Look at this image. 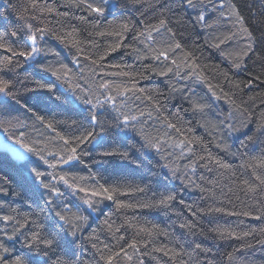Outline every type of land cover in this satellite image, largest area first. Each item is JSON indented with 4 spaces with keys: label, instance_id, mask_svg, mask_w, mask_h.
Segmentation results:
<instances>
[{
    "label": "snow or ice",
    "instance_id": "1",
    "mask_svg": "<svg viewBox=\"0 0 264 264\" xmlns=\"http://www.w3.org/2000/svg\"><path fill=\"white\" fill-rule=\"evenodd\" d=\"M5 4V11L0 12V117L6 118H0V129L19 146L11 151L21 163L11 174H0V223L4 225L0 228V264H136L134 258L142 255L138 245L147 247L148 244L144 236H169L156 225L147 228L127 218L121 225H116L112 213L104 212V207H109L105 204L107 201L116 211L133 208L168 210L177 199L174 191L161 194L159 198L154 195L149 200L127 202L120 197L145 193L149 186L110 183L104 180L101 171H93L84 157H88L97 169L115 161L123 162L125 166L133 165V171L142 173L141 180L152 179L145 174L151 173L153 166L167 170V175L179 180L185 188L198 189L213 199L214 203L205 208L185 205L194 218L224 213L264 220V149L260 155L250 156L241 163V168L251 170L249 178L231 180L227 192L216 183L223 198L218 201L221 206H215L216 193L212 189L196 183L193 177L198 167L211 171V166H215L232 176L235 172L231 165L210 151L208 142L190 135L193 131L191 122L184 120L183 113L203 114L210 105L203 103L188 83H179L203 79L196 71L198 62L194 53L186 50L184 45L185 34L194 33L197 27L211 30L221 24L231 25L224 33L210 34L205 43L219 50L229 41L236 42V47L227 55L220 52L233 68L241 69L245 57L251 59L252 56H255L254 63L264 64V54L257 52V48L264 45V31L257 37L252 30L251 25L257 24L252 5L237 0H127L121 6L130 15L109 21L101 28L99 18L106 19L116 7L114 4L109 7V0H61L59 6L41 0L15 4L5 0ZM59 7L86 15H70L69 11H59ZM133 10L134 17L131 16ZM246 10L253 17L251 25ZM72 19L78 24L71 23ZM259 24L264 25V19ZM81 25H91L93 31L88 32L89 37L111 38V41L101 47L94 39L82 38L84 29ZM129 34L131 42L126 40ZM50 41L70 52L75 50L73 63H78L81 56L89 61L93 82L83 87L71 82L72 70L67 64L60 61L45 63L43 57L60 55ZM140 44L144 45L143 49L137 47ZM83 45H90L95 51L85 52ZM120 49H131L136 60L151 59L154 64H145L143 71L135 72L130 70V65L105 64L106 57ZM177 52L182 53V58L176 57ZM128 54L126 51L125 55ZM145 73L166 78L167 91L139 87L137 77L148 79ZM97 74L101 78L94 82ZM255 79L264 83V79L253 76L235 83L234 87L242 91L241 84L247 88ZM209 90L216 100L224 98L230 103L241 119L233 122L230 112L219 125L202 123L200 126L208 129L210 135L220 128H226L228 135L244 133L254 118L246 102L237 103L229 92H224L223 97L217 95L211 85ZM177 99L181 102L175 105L176 111L170 112V101ZM184 103L189 107H183ZM29 120L33 127L38 123L55 134L43 142L31 138L25 131H19L29 126ZM255 123L251 135L245 133V138L240 140L242 148L257 143L264 145V111L255 117ZM58 125L63 126V130H59ZM156 125L158 128L154 127ZM148 128H153L156 134ZM122 137L129 140L138 137V151L143 156L134 157L123 146ZM212 143L220 151L229 152V145L218 136L213 135ZM182 160L187 163L181 166ZM76 164L87 168L88 174L81 175L64 167ZM225 200L232 205V210L223 206ZM180 204L184 205V201ZM93 216L104 217L98 228L91 227L95 223ZM179 227L192 237L204 234L196 219H184ZM124 228L135 229L130 240L122 234ZM103 232L116 243L110 245L101 241L100 233ZM207 234L213 240L235 239L245 249L253 246L246 238L258 236L256 243L264 245V226L238 231L216 224L207 229ZM176 244L152 250L162 252L172 264H214L206 255L211 249L201 242L193 239L185 246L177 240ZM87 245L91 246L92 259L83 261L81 254L88 251ZM237 250L227 253L229 261ZM139 264H144L143 260H139Z\"/></svg>",
    "mask_w": 264,
    "mask_h": 264
},
{
    "label": "trees",
    "instance_id": "2",
    "mask_svg": "<svg viewBox=\"0 0 264 264\" xmlns=\"http://www.w3.org/2000/svg\"><path fill=\"white\" fill-rule=\"evenodd\" d=\"M12 3H23L25 0H11ZM42 3L49 5L61 4V0H41ZM127 0H109V7L113 4L116 5L115 10L112 14L108 15L107 18H99L100 27L105 26L109 21L119 20L122 16H129L130 13L125 11L121 6L125 4ZM237 2L252 5L251 11L255 13V20L257 21L256 25H251L253 17L249 15V12L246 10L245 15L248 17L249 24L254 31V34L259 37L261 31H264V25H260L259 22L264 19V16H261V12L264 11V0H237ZM7 5L5 0H0V12H4ZM139 7V6H137ZM61 12L69 11L70 15L79 16L86 15L75 9H66L59 7L58 9ZM136 13L133 10L131 16H135ZM211 18L214 19V16L210 14ZM12 19H15V16H12ZM55 19V17H51ZM91 19V18H90ZM211 22V21H210ZM71 23L78 24V21L75 19L71 20ZM84 29L82 31V38L84 39H94L101 47H104L106 43L111 41V38L88 36L89 31H93L91 25H81ZM231 25L221 24L218 25L216 29L211 30H202L199 27L196 28L195 32L189 31L184 36V45L185 49L194 53L195 58L198 62V67L196 71L203 77L200 81H180L179 83H188L189 86L194 90L197 97L201 98L203 103L209 104L210 107L206 108L203 114H197L193 116L191 112L183 113L184 120L190 121V127L192 132L190 135L201 137L204 141L208 142V147L210 151L221 158L225 163L231 165L232 170L235 172V176H232L231 173L225 172L223 169L216 168L211 166L212 170L208 171L205 168H197V171L194 175V179L197 184L202 185L205 188L212 189L216 193V203L215 206H221L218 202L222 197H220V187L215 186L218 183L219 186L224 187V191L227 192L228 186H231V180L236 177L240 178H249L251 175L250 169L241 168L240 165L244 160H247L250 156L260 155L264 145L259 143L254 145H249L247 149L242 148L240 145V140L245 138V133L251 135L252 131L255 129V117L259 116L261 111H264V83H261L260 79L253 80L251 86L244 88L241 84L242 91L234 87L235 83L247 81L252 79L253 76L260 77L264 79V64L254 63L255 56H252L251 59L245 57V63L242 65L241 69H235L232 67L229 59L222 57L220 52L224 51L226 55L231 52L236 47V42L229 41L227 44L221 45L219 50L209 47L205 43V39H210L211 35L224 33L226 30H230ZM126 40L131 42V34L126 37ZM50 43L56 48L60 53L57 57H43L45 63L52 62L55 64L56 61H60L68 65L72 70L71 75L73 80L71 82L79 83L83 87H87L89 83L93 82L92 73L89 71V68L92 67L89 61L83 59V56L78 57V63L72 62V56L75 54V50L71 52L61 45L56 44L55 41H50ZM85 52H94L95 49H92L90 45H83ZM137 47L143 49L144 45L140 44ZM262 45L260 48H257V52L264 54L262 52ZM128 52V55H125V52ZM251 55V54H250ZM177 58H182V53H176ZM37 59H41L38 57ZM108 63H122L124 65H130L132 71H143V65L145 64H154L151 59H145L143 61H138L135 59V54L131 52V49H120L117 52L111 53L105 59V64ZM185 71H188L186 69ZM99 73V70H97ZM82 73V75H81ZM227 73V77L225 76ZM149 76L148 79H139L137 77V82L139 87L143 88H159L161 90L167 91L166 78L159 77L153 73H145ZM24 73L21 72V76ZM101 76L97 74L95 76L94 82H99ZM112 79L111 77H106ZM50 79H55L50 77ZM211 85L212 90L223 97L224 92H229L233 94L237 100V103L241 101L246 102L247 106L250 109V112L254 114V118L249 122V127L244 130V133H236L233 135L227 134L226 128L217 129L213 134L222 139L226 144L229 145V152H222L217 149L213 141V135L209 134V130L205 127H201L200 124L208 125H219L221 121H224L226 117L229 116V113H232L233 122L239 121L241 119L239 113L235 111L234 107L230 105L224 98L216 100L212 91L209 90ZM59 87V84L57 85ZM67 88V85H64ZM249 97H252L250 100ZM181 101L179 99L170 101L169 111H176L175 105L179 104ZM136 103H140L137 101ZM74 107H84L83 105H74ZM143 107V105H142ZM183 107L187 108L189 105L187 103L183 104ZM6 118V117H0ZM63 117H58L62 119ZM29 126L25 129H20L19 131H25L28 136L33 139L44 141L46 138L53 136L55 133L48 131L42 125L36 124L35 127L32 126L31 120L28 121ZM237 126H239L237 124ZM59 130H63V126H57ZM158 128V125L154 126ZM148 131H151L153 135L156 134L153 131V128H148ZM0 138L8 146H13L18 148V145H14L12 141L8 138V133L4 132L3 129H0ZM138 137H134L129 140L125 137H122L123 146L129 150V152L135 156H143V153L138 151L139 144L136 143ZM166 151H171L167 149ZM179 151L178 149L176 150ZM230 153H238L237 155H231ZM155 156V153H153ZM159 159V157H155ZM86 163L93 171H101L104 180L111 182H120L122 184L135 186L139 184L143 187L145 184L149 186L148 191L145 193H133L130 196H122L120 199L127 202L135 203L136 201H144L153 198L155 195L156 198H159L161 194H167L169 191H174L176 194V201L173 202L172 206L168 210L160 208H133V209H124L116 211L114 206L111 205V202H105L109 207H104V212L112 213V219L115 221L116 225H121L125 218L138 222V225L151 228L152 225L158 226L160 229H164L169 233L168 237L160 234H154L152 237L144 236V239L148 241L147 247L143 245H138L142 255L136 260V264H139V260H143L144 264H172L169 257L164 256L162 252H155L152 249L155 247L166 246L173 247L177 246L176 241L179 240L180 243L187 246L193 239L198 242H201L205 247L211 249L206 255L207 258L212 259L214 264H264V245L256 243V239H259L257 236L256 239L253 237H247L246 239L252 243V248H241V242L235 239L228 240H213L207 234V229L216 224L225 227H233L238 231L248 230L251 228H259L264 226V220H256L252 217H236L229 216L224 213H213L211 215L197 216L192 217L191 214L186 210L185 205L192 204L195 207L205 208L214 203L213 199L205 193H201L198 189L194 188H185L179 180H173L170 176L167 175V170L156 168L153 166L151 173L145 175L151 176L152 179L141 180L142 173L133 171V165L125 166L123 162L115 161L111 165L105 164L102 169H97L96 166L91 164V161L88 157H84ZM21 162L17 161L15 156L6 148L0 147V174L8 173L11 174L13 169L19 166ZM163 163V161H161ZM181 166L187 163V160H182L179 162ZM65 169H71L72 171L79 172L81 175H87L88 169L84 168L83 165L76 164L74 167L72 165L64 166ZM103 182V181H102ZM63 189V185H61ZM203 197V198H202ZM243 199V196L241 194ZM72 199V197H69ZM184 201V205L180 204V201ZM234 200V198H233ZM234 202L239 205L238 201ZM250 203V202H249ZM223 206L232 210V205L228 204L225 200ZM103 207V205H102ZM175 210V211H173ZM179 213V217L177 215ZM103 216H100L99 219L96 216H93L92 219L95 221L91 225L92 228H98L100 222L103 220ZM184 219H196L199 222L201 228L204 229V234H199L196 237H192L187 234L186 230L179 227L180 222ZM243 221V223H241ZM4 225L0 223V228H3ZM135 229H122V234L126 236V239L130 240L134 235ZM119 235V233H118ZM143 235V234H142ZM100 240L104 243L114 244L115 240L107 233H100ZM120 243H124L121 241ZM88 251L81 254V260L90 261L92 259L91 255V246L87 245ZM234 249H238L234 252L233 258L231 261L227 259V253L233 252ZM149 253V254H143ZM186 259V257H185Z\"/></svg>",
    "mask_w": 264,
    "mask_h": 264
},
{
    "label": "water",
    "instance_id": "3",
    "mask_svg": "<svg viewBox=\"0 0 264 264\" xmlns=\"http://www.w3.org/2000/svg\"><path fill=\"white\" fill-rule=\"evenodd\" d=\"M5 143L1 140V138H0V147H5ZM11 148H16V147H13V146H10L9 148H7L12 154H13V152L11 151ZM14 155V154H13Z\"/></svg>",
    "mask_w": 264,
    "mask_h": 264
}]
</instances>
